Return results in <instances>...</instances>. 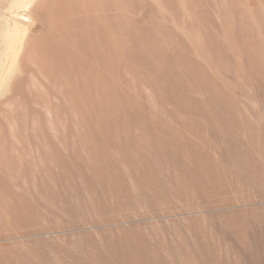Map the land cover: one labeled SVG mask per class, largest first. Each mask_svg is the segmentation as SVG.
Listing matches in <instances>:
<instances>
[{
    "label": "rangeland",
    "instance_id": "rangeland-1",
    "mask_svg": "<svg viewBox=\"0 0 264 264\" xmlns=\"http://www.w3.org/2000/svg\"><path fill=\"white\" fill-rule=\"evenodd\" d=\"M0 264H264V0H0Z\"/></svg>",
    "mask_w": 264,
    "mask_h": 264
},
{
    "label": "bare ground",
    "instance_id": "bare-ground-1",
    "mask_svg": "<svg viewBox=\"0 0 264 264\" xmlns=\"http://www.w3.org/2000/svg\"><path fill=\"white\" fill-rule=\"evenodd\" d=\"M24 17V16H23Z\"/></svg>",
    "mask_w": 264,
    "mask_h": 264
}]
</instances>
